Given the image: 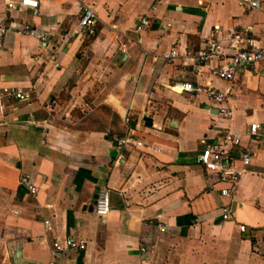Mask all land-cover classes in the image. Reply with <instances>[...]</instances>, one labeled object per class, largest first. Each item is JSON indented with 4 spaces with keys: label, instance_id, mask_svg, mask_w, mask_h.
Segmentation results:
<instances>
[{
    "label": "crops",
    "instance_id": "obj_1",
    "mask_svg": "<svg viewBox=\"0 0 264 264\" xmlns=\"http://www.w3.org/2000/svg\"><path fill=\"white\" fill-rule=\"evenodd\" d=\"M86 6L96 22L79 32ZM23 24L43 40L14 30ZM0 25V264H264V62L221 80L207 71L214 61L196 71L183 56L210 32L223 45L234 32L264 44V0H37L21 10L0 0ZM170 48L178 55L166 60ZM184 80L225 91L230 118L203 93L169 88ZM226 129L241 135L230 155L251 158L220 196L225 183L195 158ZM125 134L141 145L117 148ZM100 187L104 218L87 210ZM67 236L85 247L64 248Z\"/></svg>",
    "mask_w": 264,
    "mask_h": 264
},
{
    "label": "built area",
    "instance_id": "obj_2",
    "mask_svg": "<svg viewBox=\"0 0 264 264\" xmlns=\"http://www.w3.org/2000/svg\"><path fill=\"white\" fill-rule=\"evenodd\" d=\"M255 4V2L249 1L250 6H255ZM5 6L9 10H21L23 7L35 9L37 0H18L17 2L5 0ZM95 22L96 15L94 10L86 6L77 20V31L82 32L92 27ZM138 22L141 25H145L147 18L141 17ZM14 30L17 33L33 35L39 40L44 38L42 33L32 28L29 24H23ZM5 31V25H0V45ZM177 55L175 48H170L168 52L163 54V58L171 60ZM183 56L191 60V64L196 68V71H200L203 66L212 60L215 63L208 67V73L221 80H231L241 71L253 69L259 63L264 62V44L241 33L234 32L227 36L226 44L223 45L216 39L214 32H210L204 38L202 46L195 50H185ZM169 88L175 92L203 93L206 99L215 105V111L220 117L230 118L231 116V108L227 106L228 97L226 92L213 87L208 82L201 83L194 80H184L171 84ZM3 93L6 98H22L19 92H10L3 89ZM124 120L127 121V118L125 117ZM44 122L49 123L50 119H46ZM44 122H38L37 125L45 129ZM257 128V123H249L248 133L255 134ZM114 144L117 148L124 147L127 144L140 146L141 141L134 139L130 134H125L124 136L115 137ZM239 146H241V135L226 129L220 138L211 143L203 144L196 155V163L201 167L207 179H215L225 183V186L219 190L220 196H228L241 176L247 171L251 158L247 150L238 152L236 157L230 155V152ZM121 160L122 156L118 155L116 162ZM236 162H239V164H236ZM19 183L24 185L30 194L35 193V186L25 176L19 178ZM92 210L100 218H104L107 214L109 210V190L107 187L97 189ZM229 217L230 209L228 206H221L220 218L227 220ZM44 223L47 224V221H44ZM238 230L244 232L246 230L245 225L239 224ZM63 246L70 250H81L85 247V243L81 239L67 236L63 240ZM52 247L59 248V245L54 241ZM140 249L143 250L142 248Z\"/></svg>",
    "mask_w": 264,
    "mask_h": 264
},
{
    "label": "water",
    "instance_id": "obj_3",
    "mask_svg": "<svg viewBox=\"0 0 264 264\" xmlns=\"http://www.w3.org/2000/svg\"><path fill=\"white\" fill-rule=\"evenodd\" d=\"M95 198H96V194H94V196H93V198H92V202H91L90 206H88L87 210L92 211V205H93V203H94V199H95Z\"/></svg>",
    "mask_w": 264,
    "mask_h": 264
}]
</instances>
